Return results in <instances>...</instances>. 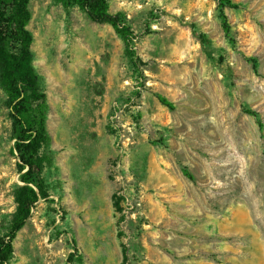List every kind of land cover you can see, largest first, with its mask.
I'll list each match as a JSON object with an SVG mask.
<instances>
[{"label": "rangeland", "instance_id": "374dc122", "mask_svg": "<svg viewBox=\"0 0 264 264\" xmlns=\"http://www.w3.org/2000/svg\"><path fill=\"white\" fill-rule=\"evenodd\" d=\"M233 1L234 45L216 0H108L127 45L76 5L29 0L47 139L13 235L24 171L0 88V264H264V0Z\"/></svg>", "mask_w": 264, "mask_h": 264}, {"label": "trees", "instance_id": "16d2710c", "mask_svg": "<svg viewBox=\"0 0 264 264\" xmlns=\"http://www.w3.org/2000/svg\"><path fill=\"white\" fill-rule=\"evenodd\" d=\"M65 5H76L87 17L96 23L110 24L127 45L132 42V31L122 13H111L108 0H57ZM220 7L221 24L229 43L234 45L231 27L224 8L238 9L240 4L233 0H216ZM29 0H0V88L6 98L9 110L14 149L18 157V169L23 172L21 180L25 185L18 197V208L10 222L11 234L24 224L29 215V207L35 193L30 183L35 184L38 173V154L47 139L46 120L48 114L47 95L41 78L33 65L31 51L32 34L27 25L30 19ZM193 32L196 31L194 30ZM209 58H214L216 48L211 47L208 39L198 35ZM253 69H257V60L250 58ZM159 101L173 109V104L163 96ZM245 112L257 119L262 127L259 114L251 109ZM190 176L188 173H186ZM8 243L0 244V261L4 262L9 253Z\"/></svg>", "mask_w": 264, "mask_h": 264}]
</instances>
